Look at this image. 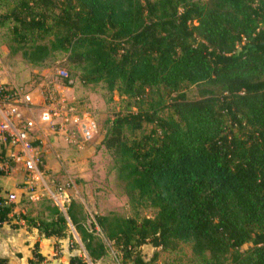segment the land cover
<instances>
[{"label": "trees", "instance_id": "1", "mask_svg": "<svg viewBox=\"0 0 264 264\" xmlns=\"http://www.w3.org/2000/svg\"><path fill=\"white\" fill-rule=\"evenodd\" d=\"M3 7L14 54L23 49L35 65L67 54L84 85L128 99L101 144L131 202L156 211L90 221L72 201L65 212L48 205L46 217L19 220L47 239H69L70 250L79 247L75 232L86 257L69 264L102 262L105 241L122 264H153L157 252L182 245L191 264H264V0H0ZM61 81L72 86L70 75ZM154 97L169 101L165 114ZM14 210L0 198V227ZM145 246L156 251L149 262ZM43 262L36 246L28 264Z\"/></svg>", "mask_w": 264, "mask_h": 264}, {"label": "rangeland", "instance_id": "2", "mask_svg": "<svg viewBox=\"0 0 264 264\" xmlns=\"http://www.w3.org/2000/svg\"><path fill=\"white\" fill-rule=\"evenodd\" d=\"M8 9L0 8V15ZM49 45V39L41 42ZM12 49H18L9 31L0 27V87L7 90H21L31 95L38 108L31 111L22 109L23 118L39 119L43 105L55 106L61 118L45 125L44 131L38 134L41 139L42 155L46 169V181L52 188L62 186L66 206L72 201L83 206L90 221L96 215L108 216L116 214L122 217L153 218L156 211L145 206H137L127 196L125 184L119 179L115 162L111 154L102 146V141L109 127V122L117 115L128 112V99L115 91L110 92L106 85H84L81 82V71H77L68 61V55L53 53L41 64H33L26 60L21 49L17 54ZM59 70H65L72 77V86L65 87L58 76ZM189 98H197V88L186 87L182 90ZM152 102L154 109L164 111L168 103L157 105V97ZM132 111H136L135 108ZM91 117L98 127V134L92 141L84 142L80 136L78 124L75 121ZM153 126H145L149 133ZM4 146L0 141V169L10 176L15 165H4L2 151ZM45 195L39 201L32 202L23 194L12 204L16 215L27 214L34 217L48 215L45 207L54 205ZM65 211V210H64ZM74 242H79L76 251L86 257L80 237L73 232ZM69 240V239H67ZM70 241V240H69ZM71 242V241H70ZM106 242L108 256L98 264H122L120 252L113 244ZM72 243V242H71ZM156 251L151 246L143 248L145 261H151ZM158 253L153 264H191L192 251L189 245H182L176 254ZM131 264V263H128Z\"/></svg>", "mask_w": 264, "mask_h": 264}, {"label": "built area", "instance_id": "3", "mask_svg": "<svg viewBox=\"0 0 264 264\" xmlns=\"http://www.w3.org/2000/svg\"><path fill=\"white\" fill-rule=\"evenodd\" d=\"M61 80L69 79L65 70H59ZM72 85V82L69 83ZM56 103L50 107L43 105L39 119L23 118V112L38 108L33 97L22 93L21 90H7L0 87V141L5 147L4 165L13 164L20 166L25 172V182L21 188L30 201L36 202L47 195L54 205L65 210L64 188L50 187L46 181V169L42 148L38 134L44 131V126L61 118ZM75 121L78 124L79 133L84 142H89L98 134L97 124L91 117H84ZM39 142V145L36 143ZM3 199L4 205L9 206L17 202L18 196L14 193Z\"/></svg>", "mask_w": 264, "mask_h": 264}, {"label": "crops", "instance_id": "4", "mask_svg": "<svg viewBox=\"0 0 264 264\" xmlns=\"http://www.w3.org/2000/svg\"><path fill=\"white\" fill-rule=\"evenodd\" d=\"M2 154H6L5 147ZM14 167L10 176L0 175L2 197L12 193L18 197L24 194L21 188L25 182V172L20 166ZM18 216L14 213L11 223L0 227V259L6 260L7 264H28L30 260H34L36 246L38 253L45 259L41 264H69L71 257L80 255L76 250H70L72 243L69 240L47 239L40 235L37 229L28 228ZM76 243L79 245L78 241Z\"/></svg>", "mask_w": 264, "mask_h": 264}]
</instances>
